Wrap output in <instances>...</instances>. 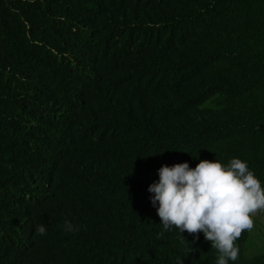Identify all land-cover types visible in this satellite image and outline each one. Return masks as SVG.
Masks as SVG:
<instances>
[{
  "label": "trees",
  "instance_id": "16d2710c",
  "mask_svg": "<svg viewBox=\"0 0 264 264\" xmlns=\"http://www.w3.org/2000/svg\"><path fill=\"white\" fill-rule=\"evenodd\" d=\"M233 158L264 186V0H0V264H216L148 187Z\"/></svg>",
  "mask_w": 264,
  "mask_h": 264
},
{
  "label": "clouds",
  "instance_id": "9594fccd",
  "mask_svg": "<svg viewBox=\"0 0 264 264\" xmlns=\"http://www.w3.org/2000/svg\"><path fill=\"white\" fill-rule=\"evenodd\" d=\"M158 176L148 192L164 232L178 229L182 237L196 234V240L202 233L218 252L216 264H235L240 256L236 241L254 228L252 214L264 210V186L248 163L239 158L227 165L201 160L193 169L184 162L164 165ZM64 230L78 228L65 221ZM37 234L46 235L47 227L39 225Z\"/></svg>",
  "mask_w": 264,
  "mask_h": 264
},
{
  "label": "rangeland",
  "instance_id": "374dc122",
  "mask_svg": "<svg viewBox=\"0 0 264 264\" xmlns=\"http://www.w3.org/2000/svg\"><path fill=\"white\" fill-rule=\"evenodd\" d=\"M254 228L247 244L246 256L249 258L264 255V210L252 214Z\"/></svg>",
  "mask_w": 264,
  "mask_h": 264
}]
</instances>
